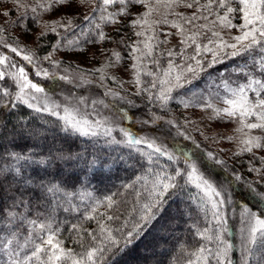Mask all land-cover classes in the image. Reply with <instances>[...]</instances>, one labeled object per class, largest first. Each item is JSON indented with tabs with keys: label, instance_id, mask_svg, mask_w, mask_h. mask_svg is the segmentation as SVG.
I'll use <instances>...</instances> for the list:
<instances>
[{
	"label": "snow or ice",
	"instance_id": "obj_1",
	"mask_svg": "<svg viewBox=\"0 0 264 264\" xmlns=\"http://www.w3.org/2000/svg\"><path fill=\"white\" fill-rule=\"evenodd\" d=\"M114 5L119 7L110 11ZM136 6L143 11L133 13ZM178 8L193 11L185 15L176 11ZM44 13L56 18H44ZM132 16L128 26L139 27L134 34L143 37L134 44L127 45L123 37L116 39L102 28L119 24L117 17ZM209 16L214 19L209 20ZM236 19L241 22L233 23ZM201 20L204 23H196ZM161 25L175 29L180 37L177 50L167 48L157 53L168 43L167 38L160 39ZM60 28L73 32L76 38L62 36ZM233 29L236 34H232ZM115 31L118 35L120 30ZM168 35L172 33L165 37ZM28 37L35 49L25 42ZM50 38L55 39L52 51L41 57L42 41ZM82 42H111L131 48V82L136 88L131 96L141 98L142 103L110 88L103 96L139 112L144 118L136 122L149 126L145 134L117 125L115 117L131 120L136 113L129 115L123 107L116 108L104 99L91 100L98 118L89 119L90 114L81 111L82 105H89L88 97L65 96L64 104L52 98V91L60 87L57 81L76 84L67 71L59 74L55 70L61 61L53 59V53L63 50L65 54L84 55ZM165 56L166 63H162ZM149 57L155 70L143 65ZM122 59L120 52L113 50L102 68L94 71H128L120 67ZM43 62H50L54 70L43 67ZM228 62H232L230 69ZM217 66L225 69L218 72V86H223L227 95L216 98L223 107L195 91L202 78L218 71ZM231 73L242 75L244 82L232 86ZM143 77L151 79L145 82ZM99 79L115 82L117 77L102 74ZM89 83L81 72L76 86ZM120 87L123 90L122 82ZM172 101L185 109L210 110L208 120L237 125L234 134L225 139L238 142L234 156L250 153L253 160H259L260 167L248 169L255 173V179L248 181L233 171V179L217 181L214 177L220 173L213 166L226 172L227 164L214 152L190 153L179 146L169 147L162 137L172 135L175 129L176 135L192 140L196 149H201V144L183 130L194 123L192 120L185 118L181 126L175 117L165 119L154 110L168 113ZM97 106L112 108V115H101ZM45 114L55 120L44 119ZM204 139L215 142L217 138L205 135ZM254 150H264V0H0V233H8L0 234V253L6 257L0 264H118L161 219L176 218L170 213L172 204L177 205V215H184L179 205L185 194L199 212L211 217L204 228L192 226L204 243L191 252L181 246L190 257L187 264H264V156L257 157ZM137 166L141 174L122 185L134 194L131 201L118 200L121 193L97 199L86 191L87 183L105 172ZM233 182L239 188L232 187ZM189 188L196 189V194ZM74 200L85 207L82 219L66 229L69 235L65 238L56 211L81 212ZM128 204L131 207H125L119 227L104 223L121 220V205ZM229 206H233L234 216L239 210L235 232L227 218ZM100 208L105 211L100 212ZM88 221H96L97 228H85ZM22 226H27V234L20 243L15 229ZM233 236L238 243L229 239ZM234 252L240 254L238 261L233 259Z\"/></svg>",
	"mask_w": 264,
	"mask_h": 264
},
{
	"label": "rangeland",
	"instance_id": "obj_2",
	"mask_svg": "<svg viewBox=\"0 0 264 264\" xmlns=\"http://www.w3.org/2000/svg\"><path fill=\"white\" fill-rule=\"evenodd\" d=\"M31 2V0H29ZM119 6L114 5L110 8V11H115ZM133 13L137 11H143L140 6H136L131 9ZM39 11V10H38ZM86 11V10H85ZM176 11L184 12L185 15H190L192 13V9H182L178 8ZM15 11L13 12V17L15 18ZM31 15V13H30ZM58 16V14H57ZM44 18L48 19H55L56 16H51L47 13L43 14ZM134 16L127 18V17H117V19L120 21V26L118 25H102L103 30L110 36L114 34V37L116 39H119L121 37L124 38L125 44L131 45L134 44L138 40H142L143 37H137L134 33L135 31H139V27L136 29H133V38L128 39L125 38L128 32V28H126V32L122 31L118 35L116 33L115 28H122L125 26L126 22L133 19ZM155 18V16L153 17ZM214 19L213 16H209V20ZM99 22V21H98ZM241 21L238 19L233 21V23L239 24ZM204 23V21L202 22ZM39 29L33 30V35H36L38 33ZM60 32H64L65 30L63 28L58 29ZM166 33H172V35H168L165 37ZM232 34H236L235 29L232 30ZM13 35H16L14 33ZM159 35L160 39L167 38L168 43L161 45L159 48V52L166 50L167 48H173V43L176 41V44H179L180 37L178 35H175V29H171L167 25H161L159 27ZM76 36H71L69 39H75ZM225 38H227V33H225ZM25 42L35 49V45L32 43L31 37H28ZM142 46V45H141ZM81 47L85 49L84 55H72L71 53L65 54L63 50H58L53 53V59L61 61V65L58 69H55L59 72V74H65L67 71V74H69L71 77L75 78L76 84L80 83V74L81 72L84 73V79L91 81L89 84H85L81 87H77L76 84H65L63 81H57V83L60 85V87L56 88L54 91H52L51 95L54 100L57 102L64 104V97H79V96H86L89 99V105L81 106L82 112L89 113V119H95L98 118L96 116V113L93 112L91 107V100L92 99H104L106 103L110 105H115L116 108L123 107L125 109V104H120L118 101H113L111 97H104L103 93L107 89H111L112 91L119 92L121 95L128 94L129 98L134 99L133 96H131V93H134L136 88L135 85L131 82L132 81V73L130 70V65L133 63L132 59L129 57V52L131 51V48H126L125 45H116L111 42H104L102 44L92 45V44H85L82 42ZM103 50V51H102ZM115 50L120 52L121 57H123L121 61L120 67L128 68V71H122L117 72L115 69L107 68L104 69L103 72L94 71L95 69H101L102 65H104L109 58L111 52ZM47 51L44 54H38L41 57L44 55H47ZM93 53H95V56L93 57ZM210 58V57H209ZM18 59V58H17ZM114 59V58H113ZM152 58L149 57L146 60L143 61V65L146 69H150L147 65L150 64L149 61H151ZM167 60V59H166ZM166 63V61L162 62ZM43 67L49 68V70L52 69V66L50 62H43ZM223 71V70H221ZM105 74L106 76H116L117 80L114 82L111 79H105L103 82L100 81L99 77ZM227 75V74H226ZM34 79H39L35 78ZM151 79V78H150ZM230 80L235 82L232 86H235L236 83H242L244 82L243 78L238 75V73H231ZM149 81V80H147ZM146 81V82H147ZM42 84L51 83V81H40ZM123 83V90H121L120 84ZM103 84V86H99ZM220 77L218 80V85H220ZM219 89L212 90L211 96L213 98H210V95L206 94L204 99H213L212 102L217 103L218 107H223L222 104H219L216 100L217 97H226V92L223 86H218ZM198 94H201L203 91L201 89L195 90ZM203 94V93H202ZM191 95V93H189ZM249 95H253L252 93H249ZM187 98V97H185ZM172 108V109H171ZM168 109L170 110L171 117H175L178 123L181 126H184L185 124V118H188L192 120L194 123L188 124L186 127H183V130L188 133L197 143L201 144V149H196L195 145L190 140H186L183 136L176 135L175 129L172 130V135L162 137V139L165 141V143L169 146H179L180 148L184 149L185 151H188L190 153H198L202 150H210L214 152L220 159L227 162L229 165H233L234 167H237V171L240 173V175L248 180L252 181L255 179V173H250L248 171L249 167L255 166L260 167V162L258 159L253 160L252 154L250 153H244L240 156H234L233 153L236 152L239 148L238 142H229L225 137L229 135H233V129L237 126L235 124L226 123V122H220V121H213L208 120L207 117L211 115V111H203L200 107L196 108H183L182 105H178L176 101H172L168 105ZM97 111L101 113V115H112L113 109H104L102 106H97ZM137 119L133 118L131 120H121L119 117L114 118V122L121 126L130 128L133 132L137 133L138 135H143L146 133V131L149 130L148 125H141L136 122ZM167 127V126H164ZM258 134V133H256ZM207 135L209 137L215 136L217 139L215 142L213 140H205L204 136ZM257 157L264 156V150H254ZM182 163V161H181ZM240 165L241 167H239ZM215 178V177H214ZM217 181H219L218 176L215 178ZM239 211V210H238ZM226 212L231 217L232 211L231 207L226 208ZM238 213V212H237Z\"/></svg>",
	"mask_w": 264,
	"mask_h": 264
},
{
	"label": "trees",
	"instance_id": "obj_3",
	"mask_svg": "<svg viewBox=\"0 0 264 264\" xmlns=\"http://www.w3.org/2000/svg\"><path fill=\"white\" fill-rule=\"evenodd\" d=\"M204 2V0H202ZM130 18V17H127ZM82 19V18H78ZM237 20V19H236ZM235 20V21H236ZM203 21H196V23H202ZM130 20L126 22L125 26L120 28V32L125 31L126 28H128V32L125 38L131 39L133 38V28L129 27ZM121 23L117 24L120 26ZM116 29V28H115ZM77 32L78 30H74ZM115 31V30H114ZM60 32V31H59ZM119 32V33H120ZM63 35H66L67 38H71L73 35V32H60ZM74 36V35H73ZM114 37V34L112 35ZM59 38V37H57ZM55 39L50 38L47 42H43L44 47L41 51L38 52V54H44L47 51H50L51 49V43H54ZM178 45L176 44V41L173 43V49L177 50ZM159 52V49H157V53ZM156 53H154L155 55ZM167 57H163L162 62L166 61ZM150 64L147 63L150 70H155L156 66L149 61ZM237 63H240V61H237ZM229 69L232 67V62H228ZM218 71H212L211 76H207L202 78L199 83L197 89H201L203 91L201 94L203 98L206 96V94L210 95V98H213L211 96L212 90L219 89L218 87V80L219 75L218 72L221 70H225L224 66H217ZM243 78L242 75L238 74ZM145 82L147 80H150V77H143ZM207 81V83L205 82ZM213 81H215L213 83ZM137 104L142 103L141 98L139 97H133ZM213 100V99H210ZM125 110L129 112V115H132L134 112L136 113L133 118H144L141 116L139 112H137L135 109H131L128 107V105H124ZM172 109V108H171ZM169 109V112L170 110ZM147 109H145L146 111ZM157 114L164 115L165 119L172 118L170 113H164L161 112L159 108L154 109ZM27 111V110H25ZM29 115H38L29 113ZM44 119L48 120H55V117H49L46 114L43 117ZM163 123V122H161ZM166 126V125H165ZM188 134V133H187ZM118 138H120L119 133H114ZM189 135V134H188ZM86 139V138H81ZM192 141V140H190ZM118 151H124L125 153L128 151L127 149H118ZM135 155V153L133 154ZM163 162V158H162ZM227 171L225 172L223 169L219 168L218 166H213L216 168V171L220 173L218 176V179L221 180L223 177H228L229 179H233V171L236 173H239L237 171V167H234L232 164L229 165L227 162ZM241 167L240 165H238ZM141 169L139 166L135 169L131 170H125L123 168L114 171L112 173H107L98 178V179H92L89 183L86 185V191L92 192L93 196L97 199H103L107 195H112L113 193H121L122 195L117 196L116 198L118 200H128L131 201L134 199V194H131L130 192H126L125 189L122 187V185L130 183L133 179H135L136 175L141 174ZM240 174V173H239ZM216 178V176H215ZM232 187L239 188V184L236 182H233ZM79 186H77V189ZM189 192L192 194H196V189L189 188ZM73 203L79 204L81 208V212L78 213H70L63 211V208H60L56 211V220L57 222H63L61 224L62 227V236L67 238L69 233L66 231L68 227L72 223H77L79 219H82V212L85 207V203H81L79 200H74ZM125 207L130 208L131 205H121V213L122 218L119 221H107L105 220L104 223L110 224L112 228L119 227L123 223V214ZM231 207L232 215L231 217L229 214L227 215V218L229 219L230 227H232L233 232L236 230L235 225V219L236 216H238V209H236L235 216L233 215V206ZM179 208L184 212V215H177L175 209H177L176 204L171 205L170 213L172 216H175V219H170L169 217H164L161 219L155 227L151 229L147 233V235L144 236L142 240L138 242V244L135 246L134 249L130 250L126 255L120 258L118 261V264H187V260L190 258L189 255L183 253L181 251V246H183L185 249L188 250V252H191L195 248H197L201 243H204L201 241L194 232V228L192 227L195 224H198L201 228H204L207 226L206 220H210L211 217L208 216L207 218L204 216L203 213L199 212L198 209L194 204L191 203L187 199V194L183 197V203L179 205ZM189 208L191 209V213L189 215ZM100 212L105 211L104 208L99 209ZM33 216H35V213H33ZM85 228H87L89 231H92L97 228L96 221H88L85 222ZM15 231L18 232V240L20 243H23L24 237L27 234V226H22L21 228L15 229ZM2 235H8L7 231L0 233ZM229 239L233 243H238V240L236 237H229ZM68 246H72L71 241H68ZM208 247L214 248V244H208ZM25 252L30 251L29 249H24ZM161 252L165 253L164 255H161ZM239 252H234L233 259L234 261H238L239 259ZM6 259V257L3 256L2 253H0V261H3ZM211 259V258H210ZM212 264H215L214 261H212Z\"/></svg>",
	"mask_w": 264,
	"mask_h": 264
}]
</instances>
